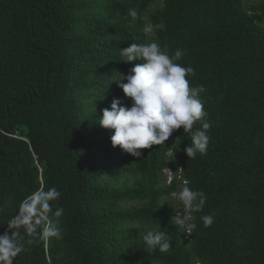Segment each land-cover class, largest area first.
<instances>
[{
	"label": "trees",
	"instance_id": "16d2710c",
	"mask_svg": "<svg viewBox=\"0 0 264 264\" xmlns=\"http://www.w3.org/2000/svg\"><path fill=\"white\" fill-rule=\"evenodd\" d=\"M152 41L206 88V155L188 158L180 129L138 159L98 124L114 98L131 106L115 81L142 61L120 49ZM185 180L207 197L191 234L171 224ZM50 187L63 238L26 236L14 264H264V0H0V234ZM149 231L172 248L146 251Z\"/></svg>",
	"mask_w": 264,
	"mask_h": 264
},
{
	"label": "clouds",
	"instance_id": "9594fccd",
	"mask_svg": "<svg viewBox=\"0 0 264 264\" xmlns=\"http://www.w3.org/2000/svg\"><path fill=\"white\" fill-rule=\"evenodd\" d=\"M129 14L135 20L136 12ZM144 31L150 33L153 28L146 26ZM185 54L184 50L177 49L169 56L155 41L132 43L120 49L124 63L136 60L142 63L132 67L130 74L117 72L120 78L115 82L124 97L131 101V106H123L120 99L114 98L110 109H104L99 119V126L112 132L110 139L114 148L119 147L139 159L144 155L141 149L164 145L174 132L182 129L191 136V144L184 148L186 156L206 155L211 125L205 119L207 113L200 98L206 88L203 85L190 87L186 77L194 75V69L177 63ZM197 123L200 127L194 129ZM189 184L190 181L185 180L179 192L171 193L182 205V210L173 208L176 214L171 224L191 234L197 225L189 223L190 214L201 212L207 197L203 191L192 190ZM59 198L56 187L40 188L20 203L17 214L7 221V230L0 234V264H14L15 258L25 251L26 236L31 237L27 240L30 245L63 238L58 218L64 209L55 207L54 210V202ZM200 219L206 228L214 223L212 214ZM143 242L148 252L158 249L160 253H167L172 248L166 231H149L143 236Z\"/></svg>",
	"mask_w": 264,
	"mask_h": 264
},
{
	"label": "rangeland",
	"instance_id": "374dc122",
	"mask_svg": "<svg viewBox=\"0 0 264 264\" xmlns=\"http://www.w3.org/2000/svg\"><path fill=\"white\" fill-rule=\"evenodd\" d=\"M260 0H243V2L247 5V6H251L255 3H258ZM158 5H152L151 7H149V11L153 10L154 8H156ZM144 21H145V24L146 26H149V15H145L144 16ZM147 35V39H151L152 37V32L150 33H146Z\"/></svg>",
	"mask_w": 264,
	"mask_h": 264
},
{
	"label": "built area",
	"instance_id": "2783aa9c",
	"mask_svg": "<svg viewBox=\"0 0 264 264\" xmlns=\"http://www.w3.org/2000/svg\"><path fill=\"white\" fill-rule=\"evenodd\" d=\"M165 174L167 175V180H166V182L169 183V182L171 181L172 175H171L170 172H166ZM182 183H184V182H182Z\"/></svg>",
	"mask_w": 264,
	"mask_h": 264
},
{
	"label": "water",
	"instance_id": "95a60500",
	"mask_svg": "<svg viewBox=\"0 0 264 264\" xmlns=\"http://www.w3.org/2000/svg\"><path fill=\"white\" fill-rule=\"evenodd\" d=\"M26 91L29 92L30 91V87L26 88ZM40 250H41V246H40ZM42 251V250H41Z\"/></svg>",
	"mask_w": 264,
	"mask_h": 264
}]
</instances>
